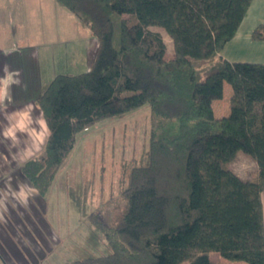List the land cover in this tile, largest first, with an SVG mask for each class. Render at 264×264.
<instances>
[{
  "label": "trees",
  "instance_id": "16d2710c",
  "mask_svg": "<svg viewBox=\"0 0 264 264\" xmlns=\"http://www.w3.org/2000/svg\"><path fill=\"white\" fill-rule=\"evenodd\" d=\"M56 1L98 48L89 69L55 74L35 99L52 134L39 160L20 166L24 177L44 194L78 132L144 104L151 110L146 160L129 172L118 224L89 215L110 253L65 264H218L210 252L264 264V63L217 52L252 0ZM154 25L171 38L172 57ZM251 37L264 40V23ZM225 83L229 110L216 116ZM238 151L257 164L249 180L230 167Z\"/></svg>",
  "mask_w": 264,
  "mask_h": 264
},
{
  "label": "rangeland",
  "instance_id": "374dc122",
  "mask_svg": "<svg viewBox=\"0 0 264 264\" xmlns=\"http://www.w3.org/2000/svg\"><path fill=\"white\" fill-rule=\"evenodd\" d=\"M35 5L36 57L32 58L31 49V61H24V66L21 62L20 71L21 103L31 104L38 117L41 111L35 99L52 77L89 69L98 41L56 0H36ZM44 12L48 13L45 21L40 17H44ZM149 28L162 34L166 57H172L173 44L167 32L161 26ZM117 33L116 25L114 42ZM225 84L228 90L221 102L229 106L230 86ZM150 129L151 110L144 104L81 130L44 194L24 177L19 154L13 155L6 146H0L4 153L0 161V192L7 190L8 177L13 189L26 185L38 192L26 208L11 199L6 202V211L0 208V264H65L110 253L101 229L89 215L96 212L106 227L118 224L125 210L122 191L128 185L131 168L146 160ZM243 156L249 158L242 151H238L236 158ZM246 160H237L235 164L252 172L255 163L251 158ZM210 256L220 264H248L228 260L217 252H210Z\"/></svg>",
  "mask_w": 264,
  "mask_h": 264
},
{
  "label": "crops",
  "instance_id": "0c3cea01",
  "mask_svg": "<svg viewBox=\"0 0 264 264\" xmlns=\"http://www.w3.org/2000/svg\"><path fill=\"white\" fill-rule=\"evenodd\" d=\"M35 2L36 0H0V75H3V67L5 64L8 65L10 70H20V66L24 61H26V64H29L31 61L29 57L31 49L33 54L32 58L35 60V34L38 14ZM47 15L48 13L44 12V17L42 15L40 17L45 21L48 17ZM50 15V20H53V14L51 12ZM260 23H264V0H252L240 24L221 44L217 51L218 54L229 61L264 63V40H254L251 37L252 30ZM11 49H16L17 51L7 56L3 54L4 50ZM20 73V80L22 81V70ZM227 90V86L224 85V92ZM11 94L13 96V103L8 104L6 108H0V130L7 124L5 113H11L27 105L21 103V84L18 86L13 85ZM213 109L216 116H221L228 113L229 106L227 103H222L221 99H218L213 101ZM35 111L33 107L34 117H36L34 114ZM0 146H6L13 155L18 154L16 148L11 147L9 142L3 141V137H0ZM3 157L4 153L1 150L0 161ZM236 157L230 163L233 171L242 179L249 180L253 178L258 169L256 162L251 158L255 163V169L252 172H247L246 170H242V168H238L235 162L237 160H248L250 157ZM0 170L3 172L1 168ZM260 201L264 224V191L260 192ZM209 257L211 260L220 264L216 260L217 258H211L210 253Z\"/></svg>",
  "mask_w": 264,
  "mask_h": 264
},
{
  "label": "clouds",
  "instance_id": "9594fccd",
  "mask_svg": "<svg viewBox=\"0 0 264 264\" xmlns=\"http://www.w3.org/2000/svg\"><path fill=\"white\" fill-rule=\"evenodd\" d=\"M14 51L17 50H4L3 54L7 56ZM20 75L19 69L10 70L7 64L4 65L3 75H0V108H6L8 104L13 103L11 89L13 85L21 84ZM5 120L7 124L0 130V137H3L4 142H9L11 147L17 149L21 161L20 166L28 160H39L52 134L43 115L34 117L33 106L28 104L11 113H5ZM8 180L7 190L0 192V208L6 211V202L9 199L22 207H28L29 200L38 192L26 185L11 189L10 177Z\"/></svg>",
  "mask_w": 264,
  "mask_h": 264
}]
</instances>
